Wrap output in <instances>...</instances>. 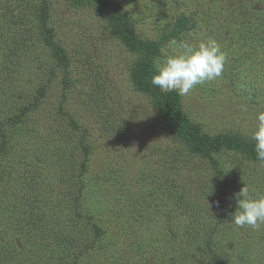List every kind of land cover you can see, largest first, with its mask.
I'll return each instance as SVG.
<instances>
[{
  "label": "rangeland",
  "instance_id": "1",
  "mask_svg": "<svg viewBox=\"0 0 264 264\" xmlns=\"http://www.w3.org/2000/svg\"><path fill=\"white\" fill-rule=\"evenodd\" d=\"M111 2L158 47L154 61L172 40L215 39L224 71L178 95L181 111L202 133L248 139L264 110V0ZM40 3L0 0V264H213L205 241L214 238L230 264H264V225L229 223L234 193L247 185L264 195V164L236 151L213 154L214 164L172 140L152 96L133 85L145 56L113 33V6L49 0L64 72L39 40ZM36 98L25 122L10 124Z\"/></svg>",
  "mask_w": 264,
  "mask_h": 264
},
{
  "label": "trees",
  "instance_id": "2",
  "mask_svg": "<svg viewBox=\"0 0 264 264\" xmlns=\"http://www.w3.org/2000/svg\"><path fill=\"white\" fill-rule=\"evenodd\" d=\"M72 1L75 5H82L87 0ZM96 1L97 4L105 7L113 6V33L121 38V40L129 50L139 52L143 56H145V58L135 63L131 72V80L136 90L143 93H149L152 96L153 103L158 108L159 116L163 120L165 127L174 142L180 143L182 145V148H184L190 154L208 158L214 164H216L217 162L214 159L213 154L219 153L221 151H236L245 155L249 159L257 160L256 154L253 150V142H251L249 139H245L241 135L232 132H225L213 136L200 132L199 126L190 121L185 115H183L181 111L179 96L176 94V92H161L157 87L153 86L150 83V77L154 70V59L158 54V47L151 41H146L144 39H138L135 37V35L131 31L130 18L125 14V12L121 10L119 3H113L111 2V0ZM48 2L49 0H41L37 12L38 36L39 40L44 45L49 46L52 49V55L56 61V64L61 66L65 72V68H67V58L62 48L55 42L53 29L49 26ZM37 91L38 94H41L40 98L41 96H44L43 87L38 88ZM38 101L39 99L36 98L32 102H29L27 105L20 102L16 106L17 108L15 113L12 115V118L8 117L10 124L21 122L24 123L26 114L29 113L31 109L37 107ZM82 147L85 149L84 144L82 145ZM0 153H2L0 154V157L2 159L5 158V140H2V143L0 144ZM81 166L82 168L85 167L84 161L82 162ZM4 179L5 176L0 174V182ZM82 188L83 185H79L77 188L78 193H76L75 195L76 203L74 204L75 206H77V209H79L78 201L82 197ZM72 191L73 189H71V191H68V193L71 194ZM219 208L223 209L222 203H219ZM77 214L80 215L78 210ZM89 219H91V217L87 218L86 221L89 222ZM91 226L93 227L96 235H99L101 233L95 223L91 222ZM78 231L79 232L77 233V235L73 236L76 243H78V239L83 234V229L80 228ZM205 246L207 250L211 252L210 254H208V256L205 255V257L207 256V259L211 258L210 260L213 261V264H230L232 262V258H229L232 254L230 252V255L226 254L225 249H223L224 245L221 239H206ZM81 252L82 250L77 249V258L79 255H81ZM73 262L74 264H78L75 257L73 258Z\"/></svg>",
  "mask_w": 264,
  "mask_h": 264
},
{
  "label": "clouds",
  "instance_id": "3",
  "mask_svg": "<svg viewBox=\"0 0 264 264\" xmlns=\"http://www.w3.org/2000/svg\"><path fill=\"white\" fill-rule=\"evenodd\" d=\"M171 52H164L154 61L150 83L161 92H176L188 96L197 85L220 78L227 60L221 45L213 38L200 41L172 40ZM246 111L247 109H242ZM255 129L248 139L253 142L256 158L264 164V110L257 111ZM236 210L231 214L230 224L237 228L245 226L257 230L264 225V195L253 197L244 185L234 193Z\"/></svg>",
  "mask_w": 264,
  "mask_h": 264
}]
</instances>
